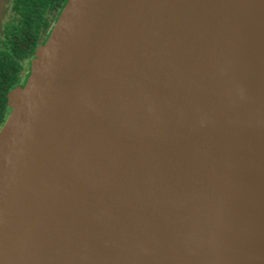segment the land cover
<instances>
[{"label": "water", "instance_id": "water-1", "mask_svg": "<svg viewBox=\"0 0 264 264\" xmlns=\"http://www.w3.org/2000/svg\"><path fill=\"white\" fill-rule=\"evenodd\" d=\"M9 98L0 264H264V0H68Z\"/></svg>", "mask_w": 264, "mask_h": 264}, {"label": "flooded vegetation", "instance_id": "flooded-vegetation-1", "mask_svg": "<svg viewBox=\"0 0 264 264\" xmlns=\"http://www.w3.org/2000/svg\"><path fill=\"white\" fill-rule=\"evenodd\" d=\"M41 1L43 0H6L3 5L4 9L0 16V130L12 111L9 98L11 91L25 86L31 75L37 50L47 42L57 22L54 18L58 15L59 9L48 1V7L45 6L47 17H44L47 22L42 23L38 37L34 39V32L31 34L28 32L26 23H22L18 7L36 5ZM23 28L25 34L19 37ZM22 42L23 49H19L17 45ZM34 44L36 46L32 48Z\"/></svg>", "mask_w": 264, "mask_h": 264}, {"label": "trees", "instance_id": "trees-1", "mask_svg": "<svg viewBox=\"0 0 264 264\" xmlns=\"http://www.w3.org/2000/svg\"><path fill=\"white\" fill-rule=\"evenodd\" d=\"M48 1H51L52 6L58 7V9H59L58 13H57L58 15H56L54 18V21H58L63 9L65 8V6L68 2V0H43V1H41V3H38L36 5L31 4V5H26L24 7H23V5L18 7V10L22 15V17H21L22 23H26L25 26H27L28 32L30 34L34 32L33 33L34 39L38 37L39 29H40L42 23L47 22L44 17H47L46 16V14H47L46 7H48V5H49ZM19 34H20L19 37H23V34H25L24 28H23L22 32ZM22 44H24V42L17 45L19 49H23ZM29 45H30V43H29ZM35 46L36 45L34 44V46L32 48H35Z\"/></svg>", "mask_w": 264, "mask_h": 264}]
</instances>
